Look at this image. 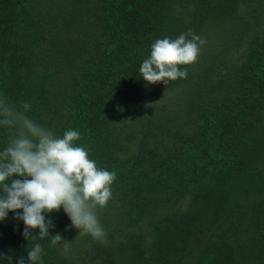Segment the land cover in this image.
Masks as SVG:
<instances>
[{
  "label": "trees",
  "instance_id": "trees-1",
  "mask_svg": "<svg viewBox=\"0 0 264 264\" xmlns=\"http://www.w3.org/2000/svg\"><path fill=\"white\" fill-rule=\"evenodd\" d=\"M189 30L187 77L145 82L151 45ZM0 95L116 173L106 244L61 208L45 215L64 255L9 212L12 264L35 242L42 264H264V0H0Z\"/></svg>",
  "mask_w": 264,
  "mask_h": 264
},
{
  "label": "clouds",
  "instance_id": "clouds-1",
  "mask_svg": "<svg viewBox=\"0 0 264 264\" xmlns=\"http://www.w3.org/2000/svg\"><path fill=\"white\" fill-rule=\"evenodd\" d=\"M203 43L192 30L175 39H157L139 67L140 76L148 84L186 78L181 66L197 61ZM30 107L25 103L17 108L0 95V126L9 130L7 144L0 150V221L13 212L16 220L23 221L27 241L51 237L50 246L63 242L62 254L68 255L71 245L59 233L49 236L54 224L45 215L63 208L80 235L106 244L97 209L111 199L116 173L98 168L86 146L76 145L81 139L78 131L69 129L58 136L26 114ZM36 229L38 235L33 233ZM43 251V245L35 242L27 251L28 264H42ZM0 259L12 264L13 257L0 252ZM16 264H25V258H18Z\"/></svg>",
  "mask_w": 264,
  "mask_h": 264
}]
</instances>
